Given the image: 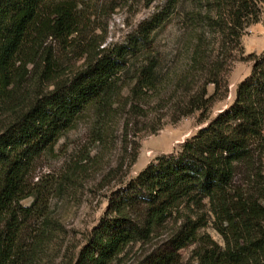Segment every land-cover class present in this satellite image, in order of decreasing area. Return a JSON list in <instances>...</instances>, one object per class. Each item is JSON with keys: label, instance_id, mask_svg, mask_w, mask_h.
I'll return each instance as SVG.
<instances>
[{"label": "trees", "instance_id": "1", "mask_svg": "<svg viewBox=\"0 0 264 264\" xmlns=\"http://www.w3.org/2000/svg\"><path fill=\"white\" fill-rule=\"evenodd\" d=\"M181 1L171 0L173 9ZM216 3L228 14L206 16L209 23L203 24L191 58L196 73L187 83L181 80L192 91L174 103L173 122L205 112L227 87L228 59L241 47L246 23L259 20L264 0ZM81 8V0H0V264H35L38 250L48 247L52 231L46 228L36 230L32 245L23 242L33 210L23 201L39 197L31 179L42 154L92 107H98L97 123L105 135L119 109L128 107L127 115L143 123L151 95L161 93L155 33L168 25L165 11L141 22L123 44L100 49L93 41L85 48L80 44L85 64L69 75L63 62L79 48ZM209 27L218 28L217 46L210 47ZM251 59V73L230 106L179 151L158 156L112 191L74 264H114L130 245L165 231L167 237L139 264H180V251L192 244L197 264H264V51ZM125 81L130 99L123 104ZM209 84L215 86L210 96ZM130 155L128 166L137 151ZM118 170L123 172L122 164Z\"/></svg>", "mask_w": 264, "mask_h": 264}, {"label": "rangeland", "instance_id": "2", "mask_svg": "<svg viewBox=\"0 0 264 264\" xmlns=\"http://www.w3.org/2000/svg\"><path fill=\"white\" fill-rule=\"evenodd\" d=\"M81 1L85 18L76 35L79 48L64 57L66 72L71 75V71L85 64L86 55H82L80 44L85 48L93 41L100 46L99 49L123 44L138 30L141 22L164 10L168 25L155 33V48L161 56V93L159 96L151 95L149 116L143 123L137 122L139 118L127 115L128 107L119 109L105 135L97 123L98 107H92L74 127L62 133L54 149L46 151L36 161L31 184L40 193L36 199L30 196L23 201L33 209L23 242L32 245V235L37 229L46 228L52 233L46 239L47 249L38 250L35 264H74L92 229L104 215L112 191L136 177L158 156L179 151L186 139L230 106L235 100L238 85L251 73V58L264 51L262 5L259 20L246 23L241 47L231 52L228 59L223 73L227 87L220 89L205 112L196 111L173 122L174 103L186 99L192 91L186 90L181 80L187 83L196 73L191 58L203 24H207L206 20L209 23L206 16L211 14L219 19L220 15L228 14L227 10L221 9L216 0L202 3L182 0L174 9L171 0H154L149 4L148 0ZM193 13L201 15L193 19L190 16ZM206 30L210 47L214 43L217 46L220 39L218 28ZM207 91L208 96L212 95L214 84H209ZM120 93L122 103H128L127 81ZM154 126L161 128L153 133L151 129ZM135 150L137 160L128 166L130 154ZM120 164L123 165L122 173L117 171ZM206 231L213 239L222 242L215 229L209 227ZM168 233H156L150 242L130 245L114 264H139ZM195 248L196 244H192L180 251V264H197Z\"/></svg>", "mask_w": 264, "mask_h": 264}]
</instances>
